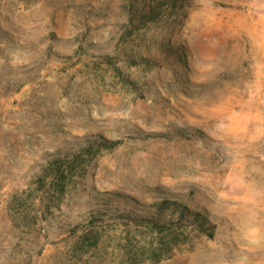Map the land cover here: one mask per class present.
<instances>
[{
    "label": "rangeland",
    "instance_id": "374dc122",
    "mask_svg": "<svg viewBox=\"0 0 264 264\" xmlns=\"http://www.w3.org/2000/svg\"><path fill=\"white\" fill-rule=\"evenodd\" d=\"M128 5L0 0V264H264V0Z\"/></svg>",
    "mask_w": 264,
    "mask_h": 264
},
{
    "label": "trees",
    "instance_id": "16d2710c",
    "mask_svg": "<svg viewBox=\"0 0 264 264\" xmlns=\"http://www.w3.org/2000/svg\"><path fill=\"white\" fill-rule=\"evenodd\" d=\"M188 6V0H129V17L139 18L143 22L154 21L170 9L183 12ZM43 177L38 182L42 183ZM147 210L140 218L151 228H157L164 233L159 239V250L164 252L169 243H177V239L183 234H178L177 229L183 226L193 225L197 228L204 227L207 218L203 213L192 210L188 205L176 200L164 199L147 205ZM180 235V236H179ZM130 255V254H129Z\"/></svg>",
    "mask_w": 264,
    "mask_h": 264
}]
</instances>
